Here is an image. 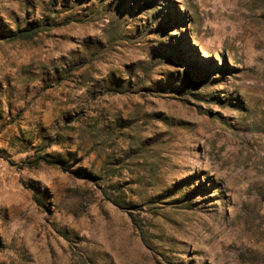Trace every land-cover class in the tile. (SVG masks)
<instances>
[{
    "label": "rangeland",
    "instance_id": "obj_1",
    "mask_svg": "<svg viewBox=\"0 0 264 264\" xmlns=\"http://www.w3.org/2000/svg\"><path fill=\"white\" fill-rule=\"evenodd\" d=\"M51 1L0 0L51 25L0 42V264H264V0Z\"/></svg>",
    "mask_w": 264,
    "mask_h": 264
},
{
    "label": "trees",
    "instance_id": "obj_2",
    "mask_svg": "<svg viewBox=\"0 0 264 264\" xmlns=\"http://www.w3.org/2000/svg\"><path fill=\"white\" fill-rule=\"evenodd\" d=\"M51 4L53 6V0L51 1ZM63 9V10H62ZM61 10L65 11L68 10L66 7H63ZM52 11V10H51ZM53 14L55 12H52ZM56 14V13H55ZM53 19L51 21L54 22V18H50ZM48 21V19H44L42 20V22H37V23H30L28 25H26V27H17L14 30H3L1 28L0 30V42H4V43H12V42H28L31 41L34 37H36L38 34H40L41 32L47 31L48 27H51L50 24H46ZM55 74L57 75V69L54 70ZM54 80V79H53ZM60 80V79H59ZM47 83L51 81V79L49 80H42L43 83ZM57 80L55 79V84H57ZM54 84V85H55ZM49 87H52L49 86ZM112 88H110L109 86H101V87H97L94 88L91 92L92 97H99V96H103L105 94L110 93L112 90ZM115 92L117 93H122L123 90L118 88L115 90ZM46 144H42L41 148H40V153L44 152L50 145L55 144V140L50 139V138H46ZM69 160H72V158L70 157ZM43 165V166H48V167H53V168H57L63 172H67L70 174L75 175L78 178H83V177H87L90 178L91 174H87V173H81V172H73L71 170V167L69 165L68 161H63L61 159L52 157V156H48V155H38L36 156L35 159L32 160H27L26 162H24L22 164V168H27V169H34L37 168L38 166ZM28 189H30L33 192V196H34V201L37 205H41L40 201L37 198V192L36 189L33 188L31 185L30 187H28ZM36 192V193H35ZM111 202L113 203V205H115L118 208L124 209V202L121 201L118 198H113L111 199ZM153 201L152 200H148L147 202L144 203L145 206H151L153 205ZM152 207V206H151ZM136 229L139 230V228L136 226Z\"/></svg>",
    "mask_w": 264,
    "mask_h": 264
}]
</instances>
